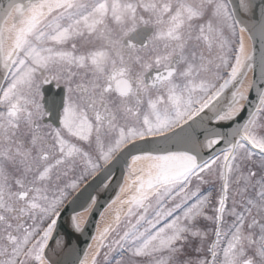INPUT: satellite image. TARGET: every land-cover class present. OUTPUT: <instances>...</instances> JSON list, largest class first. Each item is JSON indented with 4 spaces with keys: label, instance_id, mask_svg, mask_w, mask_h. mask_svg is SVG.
<instances>
[{
    "label": "snow or ice",
    "instance_id": "snow-or-ice-1",
    "mask_svg": "<svg viewBox=\"0 0 264 264\" xmlns=\"http://www.w3.org/2000/svg\"><path fill=\"white\" fill-rule=\"evenodd\" d=\"M0 264H264V0L0 3Z\"/></svg>",
    "mask_w": 264,
    "mask_h": 264
},
{
    "label": "water",
    "instance_id": "water-1",
    "mask_svg": "<svg viewBox=\"0 0 264 264\" xmlns=\"http://www.w3.org/2000/svg\"><path fill=\"white\" fill-rule=\"evenodd\" d=\"M0 3H6V0H0ZM103 202V197H101V203ZM103 209H100L99 211H102ZM99 211L97 212L96 216L94 217V219H98L99 217ZM65 226L67 227V224L65 222ZM70 231V229H69ZM89 235L91 234V228H89ZM60 239L61 240H67L69 242V244L71 245L72 248L76 249H85L87 246V242H88V237L86 235H80L79 233H76L74 235H65L63 233V231L61 232L60 235ZM61 260L64 259H70V257H64L61 256L60 257Z\"/></svg>",
    "mask_w": 264,
    "mask_h": 264
},
{
    "label": "flooded vegetation",
    "instance_id": "flooded-vegetation-1",
    "mask_svg": "<svg viewBox=\"0 0 264 264\" xmlns=\"http://www.w3.org/2000/svg\"><path fill=\"white\" fill-rule=\"evenodd\" d=\"M48 88L50 91L48 92L49 96H47V97L51 101L54 100V101H52V103L55 104L56 103L55 99L57 98L58 101L60 99L59 89L56 88L55 84H53L52 86H48Z\"/></svg>",
    "mask_w": 264,
    "mask_h": 264
},
{
    "label": "bare ground",
    "instance_id": "bare-ground-1",
    "mask_svg": "<svg viewBox=\"0 0 264 264\" xmlns=\"http://www.w3.org/2000/svg\"><path fill=\"white\" fill-rule=\"evenodd\" d=\"M99 219V218H98Z\"/></svg>",
    "mask_w": 264,
    "mask_h": 264
}]
</instances>
